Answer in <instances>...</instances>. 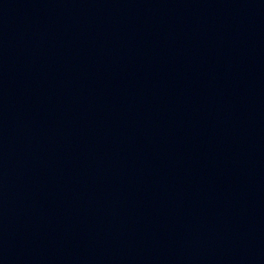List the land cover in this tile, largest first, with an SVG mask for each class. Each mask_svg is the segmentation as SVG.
I'll use <instances>...</instances> for the list:
<instances>
[{
    "label": "water",
    "instance_id": "obj_1",
    "mask_svg": "<svg viewBox=\"0 0 264 264\" xmlns=\"http://www.w3.org/2000/svg\"><path fill=\"white\" fill-rule=\"evenodd\" d=\"M0 264H264V0H0Z\"/></svg>",
    "mask_w": 264,
    "mask_h": 264
}]
</instances>
